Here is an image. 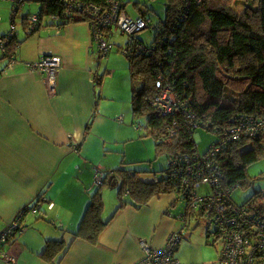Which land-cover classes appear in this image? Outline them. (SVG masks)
Here are the masks:
<instances>
[{
	"label": "crops",
	"instance_id": "1",
	"mask_svg": "<svg viewBox=\"0 0 264 264\" xmlns=\"http://www.w3.org/2000/svg\"><path fill=\"white\" fill-rule=\"evenodd\" d=\"M137 14L149 17L145 11ZM9 29L2 19L0 34ZM16 34L22 40L14 61L7 63L0 58V230L24 206L35 204L37 210L27 209L22 218L25 227L0 244V249L14 253L12 264H134L143 253L140 239L158 247L170 232L184 231L190 215L185 199L175 192H160L136 205L124 193L127 202L117 208L120 179H113L110 172L115 184L110 185L108 176L109 182L100 188L102 218L107 223L97 241H70L91 194L98 188L92 161L97 157L102 160L109 152L124 153L125 145L118 134L132 132L123 113L130 102L128 63L121 60L116 93L102 95L101 85L94 84L93 78L99 73H114L110 59L119 56L112 54L111 47L101 59L87 21H70L58 27L44 20L31 34ZM42 54L60 57L53 93L43 84L42 72L27 67V62ZM101 97L105 100L99 102ZM132 162L122 157L118 165L104 166V170L122 167L140 171L139 176L148 177L152 172L153 177L143 178L146 180L157 178L154 172L161 167H153L152 162ZM117 184V188H110ZM107 200L110 207L105 210ZM207 228L205 222L206 236ZM183 234L187 237L190 232L182 233L181 238ZM55 238L64 239L66 249L46 260L42 257L46 240ZM181 238L174 250L178 264H219L214 257L219 252L215 240V251L206 239L205 249L199 246L202 257L191 259L183 249L187 241L182 243ZM0 264H5L1 258Z\"/></svg>",
	"mask_w": 264,
	"mask_h": 264
},
{
	"label": "trees",
	"instance_id": "2",
	"mask_svg": "<svg viewBox=\"0 0 264 264\" xmlns=\"http://www.w3.org/2000/svg\"><path fill=\"white\" fill-rule=\"evenodd\" d=\"M38 1V16L33 28H29L30 13L21 16L26 36L38 29L45 17L47 22L58 27L89 18L83 11L68 9L66 3L69 0ZM74 1L82 5L93 4L103 10L108 0ZM12 2L15 12L18 5ZM229 2L165 0L164 18L151 25L153 35L150 42L144 43L136 35L137 32L128 36L125 42L127 50L123 54L130 78L132 123H137L136 128L143 127L144 135L152 137L156 155L163 154L166 161H175L180 176L185 174L187 166L199 159L200 152L194 140V131L198 127L217 134V139L202 152L206 154L213 144L219 142L223 130L234 122L236 116L250 115L264 121V0H233L242 3L240 12L235 11ZM52 14H58L59 18L52 19ZM7 32L0 36H6ZM21 40L15 31L8 37L5 51H0V58L7 63L15 59ZM158 76L172 86L186 108L194 113L192 123L184 119L181 110L162 113L151 104L150 98L157 91L155 80ZM102 78V73L96 74L94 84L101 85ZM140 117L145 119L143 125L134 122ZM260 156H264V125L252 135L227 137L210 160L215 163L222 186H237L251 181L247 166ZM161 170L160 177L146 180L139 176L138 170L122 167L110 171L102 169L98 188L91 194L70 241L76 238L91 243L97 241L107 223V219L102 218L103 196L100 188L109 182L107 177L110 172L113 179L115 176L120 179L117 208L127 202L124 193L130 196L132 203L142 205L156 193L175 192L186 200L190 215L198 218L206 216L209 228L211 222L203 208L192 207L175 178L164 172L165 165ZM241 204L255 215H264V190L257 189ZM208 228L207 237L210 236ZM16 232H19L18 228L10 237ZM65 249L64 239H47L42 257L52 260Z\"/></svg>",
	"mask_w": 264,
	"mask_h": 264
},
{
	"label": "built area",
	"instance_id": "3",
	"mask_svg": "<svg viewBox=\"0 0 264 264\" xmlns=\"http://www.w3.org/2000/svg\"><path fill=\"white\" fill-rule=\"evenodd\" d=\"M20 5L23 0H13ZM66 6L70 10L88 15L87 22L90 27L92 39L97 43L98 54L104 56L112 47L108 37L113 28L130 36L150 25L147 17L137 15L131 17L125 13L120 1L108 0L105 9L101 10L93 4L82 5L78 1L69 0ZM37 13L29 14V28H33L37 21ZM52 19H58V14H52ZM62 20H65L64 18ZM151 26V25H150ZM15 33L14 20L10 21V29L6 36H0V51H5L8 37ZM123 47V52L126 51ZM12 57L11 54L8 55ZM14 61L10 60L9 63ZM60 57L54 54H42L38 59L27 62L29 70L42 72V82L49 93L55 91L56 74L60 68ZM157 91L150 98L151 104L162 113H173L181 110L184 119L193 122L194 113L187 109L185 103L179 99L172 86L158 76L155 80ZM122 119V115L118 116ZM176 121L173 120V124ZM195 126V123H193ZM263 119L250 115H238L234 122L223 130L221 139L213 144L209 152L199 154L197 162L186 168L185 174L179 175L174 160L166 161L164 172L175 178L177 185L182 187L183 196L188 197V202L194 208L202 207L211 222L209 235L219 240L221 246L218 252L219 264H264V215L253 214L245 205L234 202L230 196L235 184L222 186L219 172L213 160V154L229 136L252 135L263 128ZM102 170L94 169V182L100 180ZM178 174V175H177ZM201 183L209 186L206 192L195 191ZM264 190V189H262ZM30 209L37 210V205H27L18 210L13 218L0 230V244L7 242L10 235L18 228L19 232L25 227L22 223L24 212ZM182 231H172L165 242L158 247L150 246L145 240L140 239L142 256L134 264H178L174 257V250L181 238ZM0 258L5 264L14 262V253L0 249Z\"/></svg>",
	"mask_w": 264,
	"mask_h": 264
},
{
	"label": "rangeland",
	"instance_id": "4",
	"mask_svg": "<svg viewBox=\"0 0 264 264\" xmlns=\"http://www.w3.org/2000/svg\"><path fill=\"white\" fill-rule=\"evenodd\" d=\"M120 3L123 5L125 12L127 15L131 17H136L138 12L145 11L150 19V25H153L155 22L161 21L164 18L165 15V0H119ZM231 7L235 10L240 12L243 8V5L241 2H233V0H230ZM13 2L12 0H0V21L2 19L5 20L6 25H10V21L12 19V15L14 14L15 17H13L14 24L16 26V31H18L20 34H24V30L21 24V16L27 14V13H36L39 10V1L38 0H23V2L17 7V11L13 12ZM46 20V17L44 18ZM148 25L144 28H142L139 32L136 33V35L141 38L144 43H149L152 39L153 30L152 27ZM114 30L109 35V42L112 43V54H115L119 56V58L110 59V63L115 66L116 71L114 73L110 72L109 74H105L103 76V82L101 84L100 90L101 94L103 93L110 95L111 93L115 92V86L116 82L120 76V69H121V60H124L127 63L126 57L123 54V47L125 45V42L127 41V34L120 32L118 29L113 28ZM24 36V35H23ZM19 39H21L19 37ZM105 56H102L101 59L104 60ZM3 59V58H2ZM104 62V61H103ZM130 86V84H129ZM99 88V87H98ZM110 93V94H109ZM131 95V92L129 93V97ZM104 97L99 98L100 101H104ZM124 113V122L131 128V133H127V135H124L118 133V136L120 137V141L124 143L125 150L123 152L119 153H112L109 152L106 155L103 156L102 160H100L98 157L92 161L91 163V169L92 172H94L95 167H98L100 170L104 169L105 167H110L114 165H118L121 161L122 157L125 158L127 161H134L130 164H150L152 162L153 167H161L160 169H151L156 170L154 173L156 174V177L161 176L162 167L166 164V157L163 154L156 155L155 149H154V143L153 139L150 135H144L145 129L142 127L141 129H136V124H131L132 115H131V107L130 102L125 104V111ZM122 113V114H123ZM140 124L145 123V119L143 117L135 119ZM217 139V134L215 132H212L210 130H206L202 127H198L194 131V140L197 144V149L200 153L205 151L207 147L210 145L212 141H215ZM102 155V154H101ZM98 154V156H101ZM143 165V164H142ZM105 166V167H104ZM247 174L248 179L251 181L247 184L243 185H237L231 190V198L234 202L241 204L245 202L254 191L257 189H264V156H260L257 160L251 162L247 166ZM142 178H152L153 173H149V176H140ZM108 186V185H106ZM102 186L101 188H103ZM118 184L114 187L110 188H117ZM107 188V187H106ZM207 189H209L208 184L201 183L199 187L197 188V191L199 192H206ZM117 190V189H116ZM181 207L183 204V201L180 200ZM110 207V200H107L105 202V210L106 208ZM112 207V202H111ZM205 216L200 219L198 217H195L194 215H189L188 220L189 224L185 225L182 231L184 232H190L187 237L185 235L183 238H181L182 243L184 241H187L186 246L183 247L186 248L187 252L190 254L191 259L193 257H202L200 253L199 246L205 249L206 244H203L204 240L207 239L208 246H210V249L215 251L214 247L215 244L213 243L214 237L213 236H206L204 228ZM206 219V218H205ZM184 222H181V224ZM180 224V225H181ZM216 241L217 248H220L221 243L219 240ZM211 243V244H210ZM212 246V247H211ZM209 249V256L213 254V251ZM218 253V251H217ZM214 257L216 258L218 254H215Z\"/></svg>",
	"mask_w": 264,
	"mask_h": 264
},
{
	"label": "water",
	"instance_id": "5",
	"mask_svg": "<svg viewBox=\"0 0 264 264\" xmlns=\"http://www.w3.org/2000/svg\"><path fill=\"white\" fill-rule=\"evenodd\" d=\"M111 178H112L111 176L108 177V179H110V180H111ZM114 184H115V180H111V181H110V185L112 186V185H114Z\"/></svg>",
	"mask_w": 264,
	"mask_h": 264
}]
</instances>
